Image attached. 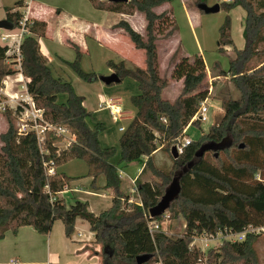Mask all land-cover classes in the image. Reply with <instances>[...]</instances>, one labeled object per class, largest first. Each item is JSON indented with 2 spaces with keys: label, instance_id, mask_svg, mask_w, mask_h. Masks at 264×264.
I'll list each match as a JSON object with an SVG mask.
<instances>
[{
  "label": "trees",
  "instance_id": "16d2710c",
  "mask_svg": "<svg viewBox=\"0 0 264 264\" xmlns=\"http://www.w3.org/2000/svg\"><path fill=\"white\" fill-rule=\"evenodd\" d=\"M89 1L97 10L124 15L140 13L145 18L144 35L125 20L114 26L128 35L136 49L144 51L145 68L127 69L124 62L114 61L107 62V66L121 81L135 80L140 90L131 98L137 114L120 138L119 164L143 163L147 158L145 171L150 170L155 180H137L141 204L129 203L130 198L121 188L118 167L112 163L117 149L102 147L100 143L106 126L85 108V98L76 93L70 82L53 75L39 43L45 37L47 24L33 20L31 35L19 47L27 91L37 107L44 110L46 121L56 128H65L74 140L58 153L63 136L46 132L40 146L34 133L19 136L13 112L5 113L8 128L0 135V240L9 231L16 235L24 226L48 235L58 220L63 222L66 236L72 237L80 219L95 234L100 264H138L137 258L145 255L148 260L144 264H260L253 246L258 238L255 234H248L242 242H225L218 252L208 254L192 243L203 234L214 236L220 231L242 232L248 226H264V178H257V174L264 172V50L260 49L264 42V2L257 5L254 0H231L220 4L227 13L238 7L246 12L245 47H235L232 20L227 15L219 29L218 51L225 53L231 47L233 56L227 71L220 70L218 64L214 67L219 69L218 76H230L240 97L223 100L224 116L220 123L197 141L192 140L174 159L172 148L209 98V88H201L207 69L200 55L175 61L171 79H183V88L174 102L162 96L170 80L160 74L158 35L171 38L179 29L172 11L158 15L154 9L174 0ZM201 3L204 2L195 1L197 6ZM22 5L20 1L5 9L6 19L15 29L21 14L13 9ZM68 46L76 57L73 62L64 63L84 82L97 81L99 76L95 72L82 68L85 52L73 42L69 41ZM8 52V46L0 43V89L5 78L17 72L7 62ZM177 54L178 50L174 55ZM253 60L258 66L252 65ZM60 96H66V100L60 102ZM159 146L172 156L169 172L155 164L154 154ZM207 153L212 154L215 163L205 157ZM49 160L55 168L71 160L84 161L87 177L93 178L91 188L99 189L97 181L103 178V189L113 193L112 206L95 215L88 210L87 202L77 200L67 205L60 194L80 178L58 172L47 175L44 162ZM176 175L180 176L182 191L168 212L173 218L184 219V234L172 238L158 231L151 236L146 216Z\"/></svg>",
  "mask_w": 264,
  "mask_h": 264
},
{
  "label": "crops",
  "instance_id": "0c3cea01",
  "mask_svg": "<svg viewBox=\"0 0 264 264\" xmlns=\"http://www.w3.org/2000/svg\"><path fill=\"white\" fill-rule=\"evenodd\" d=\"M20 1H22L24 5L29 0H0V21L6 19L7 13L5 9L13 8L14 5ZM76 1L77 6L74 7L72 11L66 12L55 10L54 8L48 7L45 3H37L33 0L30 14L35 20L47 24L45 37L40 38L39 43L42 54L45 56L53 75L56 78H62L70 82L76 93L85 98V108L93 113L96 121L106 126V130L100 135V143L102 147L114 146L116 149L119 147L117 149L119 155L116 154L112 163L118 167L122 182L124 177H126L131 187L132 183L135 185L137 180H144L143 178L146 177L145 164L147 158L143 159V163H131L128 165L119 164L120 138L137 114V109L133 106L131 98L140 93L138 83L131 78H126L118 84L119 88L116 90L107 88L109 85H106L99 79L95 83H86L64 63V61L73 62L75 56L73 57V54H69L71 57H65L60 48L68 45L69 41L79 45L86 54L90 51V44H92V46L104 45L110 47L117 55V58L101 59L107 67L105 71H97L98 69H95L96 67L94 66L97 58H89V60L92 61L90 63L94 64L93 67H91L94 68L93 72L101 76H110L113 74V71L107 66V62L109 61H114L115 63L124 62L127 69H135L137 67L145 68L144 51L136 49L128 35L122 29L114 28L120 21L125 20L135 31L144 35L146 26L145 18L140 13L124 15L97 10L89 0ZM187 1L190 4H194L195 2V0ZM224 1L228 2L229 0ZM183 2L185 3L184 10L187 19L191 27L195 28L196 23L201 20L200 10L198 7L197 9L191 7L187 4L186 0H183ZM170 4L171 3H167L157 7L154 9V12L158 15L164 12H170L172 10ZM17 9L18 8L13 9V11ZM230 15H232V17L235 15L236 18H238V23H245L246 12L241 7L233 9ZM172 16L175 19L173 11ZM137 17L140 18V24L138 25L134 23ZM233 27L234 21H232V32ZM243 30L244 28L242 25L239 26L238 31L240 34L243 33ZM3 34H5L4 30L0 29V36ZM242 40L244 45L241 46V43L238 44L236 40L233 39L235 47L238 50L245 47L244 38ZM157 45L160 74L170 80V85L164 89L162 96L165 100L174 102L179 97L184 82L183 79H171L174 65L170 66V61L175 52L179 49L181 51V55L176 59L178 61L180 57L193 58L194 55H200L204 60V51L202 46L198 44L197 54L193 56L189 54L182 45V41L179 38V31L171 38L158 35ZM161 47L164 48V60H167L168 63L165 71H163L164 61L161 55ZM226 52L227 54L230 53L233 55V48L227 47ZM18 59L19 58H16L15 65L13 66L17 69V72L5 78L8 85L5 93L11 97L25 94L24 86L26 84V78L21 73ZM85 59L86 58H82V67ZM204 62L211 83L212 80H215L211 78L212 69L208 67L206 60H204ZM86 84L89 86H86ZM94 85H97L95 90L92 89ZM86 87L90 89V93H94L95 99L93 102L88 99L89 97L85 96V94L87 95L89 93L85 91L87 89ZM204 87L203 84L201 88L203 89ZM210 87L213 89V86H209V88ZM81 89L84 91H79ZM105 103H115V105L121 109L122 116L117 120L113 119L109 110L104 107ZM207 121L208 118L205 122ZM203 123L204 122H200L199 125H194V123H192L187 128L185 136L194 126L202 129ZM117 124L121 125L119 128H123V131L118 129L121 134L117 136L120 137L116 136L115 140L112 141L108 132L110 129H116L115 125ZM216 125H218V123H216ZM114 131L116 132L117 130ZM187 138L193 140L190 137ZM161 148L162 147L154 154V159L158 167H161L160 162H164L163 150ZM55 170L69 177L80 178L79 180L73 181L70 186L60 194L67 205H72L77 200L87 202L88 210L95 215L101 214L112 206L113 193L111 190L103 189V178H99L97 181L99 189L91 188L93 178L87 177L88 167L84 161L71 160L57 167ZM146 181L148 180H144L143 182ZM131 192H134L133 189H131ZM99 251L100 246L95 244V234L90 231V226L87 222L78 219L76 222L75 234L72 237H67L63 222L58 220L55 221L52 231L48 235H41L29 226L21 227L16 235L10 231L7 232L4 239L0 240V264H100Z\"/></svg>",
  "mask_w": 264,
  "mask_h": 264
},
{
  "label": "rangeland",
  "instance_id": "374dc122",
  "mask_svg": "<svg viewBox=\"0 0 264 264\" xmlns=\"http://www.w3.org/2000/svg\"><path fill=\"white\" fill-rule=\"evenodd\" d=\"M102 1H108V0H102ZM190 1H193V0H190ZM201 1L206 3L208 6H214L216 4L220 5L221 3L226 2L224 0H201ZM230 1L231 0H229L228 2ZM254 1L257 5L261 2H264V0H254ZM35 2L45 3L48 7L54 8L55 10H61V11H66V12L72 11L74 7L77 6L76 0H35ZM186 2L194 9H197L198 6L195 4V2L194 4H190L187 0ZM184 4L185 3L182 0H174L170 4V7L172 9L171 11H173V15L175 17V21L179 29L178 30L179 38L182 41V45L184 49L192 56L194 54H197L198 44L202 46L203 51H204V56H205L204 60H206L208 67L212 69L211 78L215 79V80H212L213 89L212 91L209 90V98L207 99V102L205 104L208 110L206 113L208 121L203 123L202 129H199L198 127L194 126L190 130V132L186 135V138L190 137L194 141H197L198 139H200L203 133H207L211 127L216 126V123L219 124L220 121L222 120L224 116V111L222 109V101L225 99H238L240 97V93L234 87L230 76H223V75L218 76L220 74L219 69L223 71L228 70L231 57L233 56L230 53H228L230 54L228 55L227 52L221 53L218 51L219 29L224 23L227 15H230V13H227L223 9H221L219 12L214 13V14H202L201 13V20L198 21L195 25V28H193L191 27L187 19V15L184 10ZM230 17L232 21H234L232 38L236 40L238 44L241 43V46H242L244 45V42L242 40L244 37H243V33L240 34V32L238 31V28L241 25L244 28V24L238 23L237 21L238 18H236L235 15L233 17L232 15H230ZM134 23L136 25L140 24V18L137 17L134 20ZM16 32L17 31H15V33ZM4 33H6V30H4ZM95 46H92V44H90L89 53L87 52V54L85 53L83 56V58H86V59L84 60V65L82 68L85 72H88V73H92L94 70V68H91L93 67L94 64L90 63L92 61L89 60V58H97L94 66L96 67L95 69H98L97 71L99 72L105 71L107 68L105 64L102 62L101 60L102 58H117V55L114 53V51L110 47L104 46V45L103 46L100 45L96 47ZM60 49H62L61 52L63 53L65 57L67 58L71 57L69 54H73V57L74 56L76 57L75 51L71 49L68 45H65L63 48H60ZM260 49L264 50V42L260 44ZM161 55L163 56V61H164L163 71H165L168 63H167V60L166 61L164 60V48L163 47H161ZM180 55H181V51L179 49L178 54L176 56L174 55L173 58L171 59L170 66L174 65L175 60L179 58ZM8 56H10V58L7 60V62L11 65L12 69L17 71V69L13 67L15 65L16 58H19V53L17 49L15 47H12ZM216 64H218L219 69H214ZM252 65L258 66L255 60H253ZM97 75L99 76V80H101L102 76L100 74H97ZM95 82L96 81L90 82V84L95 83ZM86 86H89V85L86 84ZM96 86L97 85L92 86V89L95 90ZM118 86H119L118 84H114L112 86L111 85L107 86V88H113L114 90H116L119 88ZM204 86L205 87L203 88V90L204 89L206 90L207 88H209V86H211L208 73H207V78L204 82ZM86 88L87 89L85 91L89 93L87 95L85 94V96L89 97L88 99L91 100V102H93L95 99L94 93H90L91 92L90 89L88 87ZM79 91H84V90L81 89ZM65 100H66V96L59 97L60 102H64ZM16 125H17V122H16ZM120 126H121L120 124L115 125L116 129L114 130H117L116 132L113 129H110V131L108 132V135L111 137L112 141L115 140L117 135L121 134L119 133V130H118L120 129L119 128ZM7 128H8V123H7L6 115L0 114V135L6 132ZM117 137H120V136H117ZM58 145L62 146V143H58ZM0 147H1V142H0ZM110 147H114V146H110ZM160 147L161 146H159V148ZM118 148L119 147H117V149ZM162 154L164 155V162H160V166L162 167V169L169 172L173 166L172 156L170 152L165 151V150L162 151ZM117 155H119V152L117 153ZM205 157L211 163H215L211 153H207ZM145 176L146 177L143 178L144 180H148V181L155 180L150 170L145 171ZM257 178L263 179L264 172L262 173L261 176L257 174ZM144 180H140V181L143 182ZM156 180L157 182L160 181L159 179H156ZM128 183L130 182L127 180L126 177H124V180L121 184V188L123 189V192L130 198V201H132V203L141 204L138 198V194H137L136 183L135 185L132 183L131 187L129 186ZM131 189H133L134 192H131ZM157 222L160 225L159 232H163L169 237L180 238L184 234V229H185L184 219L173 218L171 217V214L168 211L165 213V215L161 217L160 220H157ZM197 239H196L197 245H199L203 249V252H205V254H208V252H218L221 246L225 242H228L225 237L221 239L220 238L211 239V238H208L207 236H202ZM253 246L256 250L260 264H264V237L258 236Z\"/></svg>",
  "mask_w": 264,
  "mask_h": 264
},
{
  "label": "built area",
  "instance_id": "2783aa9c",
  "mask_svg": "<svg viewBox=\"0 0 264 264\" xmlns=\"http://www.w3.org/2000/svg\"><path fill=\"white\" fill-rule=\"evenodd\" d=\"M32 2L33 0H29L23 6L17 9L18 12H20L21 14L19 27L12 31H6L5 34L0 36V43H2L3 46H8L9 48L8 54L10 53L12 47H15L19 53V47L23 39L26 36L31 35L30 26L33 24L32 21L35 20L30 14ZM15 31L17 32L15 33ZM18 61L20 62L21 65L20 55ZM210 85L212 86V81ZM25 86H24L25 94H21V95L19 94L16 97H11L5 93V90L7 89L8 85L5 80L3 81V87L0 89V96H2V98L0 97V114H5L8 111H12L14 117L17 120L18 135L24 136L30 133H34L37 137L40 146L44 144L46 132H55L56 135L63 136L62 142H60L62 143V146L58 145L59 147L58 153H60L62 149H65L72 144L74 140L72 135L65 128H56L48 121H46L44 110L37 107L33 98L29 95L27 91V86L26 87ZM209 90L212 91V87H210ZM206 102L207 100H205L201 104L197 113L194 115L190 123L184 129V136L182 137L180 142L177 145H175L179 155L183 153L184 148L188 146L192 141L189 138H186L185 136L187 128L195 121L205 122L207 120L206 113L208 110L205 106ZM104 107L109 110L110 115L113 117V119L117 120L122 116L121 109L118 106H116L115 103H111V104L105 103ZM120 130L123 131V128H120ZM44 168L47 175L50 176L55 175L56 168L54 166L53 161L49 160L44 162ZM146 219L148 223L149 233L151 234V236H154V234L160 230V225L158 224L157 221L151 218L150 215L146 216ZM248 234H255L264 237V226L261 227L248 226L242 232H233L231 230H225L218 232L214 236L209 234H203L201 236L195 237L192 246L197 247L203 251V249L199 245H197V240H198L197 238H200L202 236H207L208 238L211 239H219V238L221 239L225 237L228 242L235 243V242L244 241Z\"/></svg>",
  "mask_w": 264,
  "mask_h": 264
},
{
  "label": "water",
  "instance_id": "95a60500",
  "mask_svg": "<svg viewBox=\"0 0 264 264\" xmlns=\"http://www.w3.org/2000/svg\"><path fill=\"white\" fill-rule=\"evenodd\" d=\"M127 1L128 0H108V2H111V3L127 2ZM198 9L204 12V14H214L221 10L219 4H216L214 6H208L206 3L199 4ZM0 29L6 30V31H12L15 29V26L12 22L5 19V20L0 21ZM101 81L105 83L106 85L119 84L121 82L120 78L115 74H112L110 76H102ZM171 152H172V156L174 159L179 158V153L175 146L172 148ZM181 191H182V188L180 184V176L176 175L173 181L165 189L164 195L160 199L159 203L155 207L149 210L150 217L155 219V218L165 215V213L171 207L172 203L179 197V195L181 194ZM147 260H148V257L146 255L141 256L137 258V263L144 264Z\"/></svg>",
  "mask_w": 264,
  "mask_h": 264
}]
</instances>
